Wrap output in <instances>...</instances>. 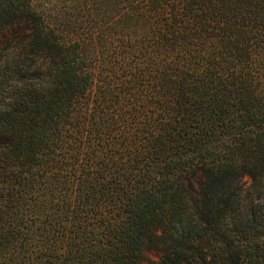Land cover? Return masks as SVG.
Wrapping results in <instances>:
<instances>
[{
	"label": "trees",
	"instance_id": "1",
	"mask_svg": "<svg viewBox=\"0 0 264 264\" xmlns=\"http://www.w3.org/2000/svg\"><path fill=\"white\" fill-rule=\"evenodd\" d=\"M0 264H264V0H0Z\"/></svg>",
	"mask_w": 264,
	"mask_h": 264
},
{
	"label": "rangeland",
	"instance_id": "2",
	"mask_svg": "<svg viewBox=\"0 0 264 264\" xmlns=\"http://www.w3.org/2000/svg\"><path fill=\"white\" fill-rule=\"evenodd\" d=\"M242 183L245 185V187H247L250 184L249 178L248 177H244L243 180H242ZM150 257L155 259L157 257V254L155 252H152L150 254Z\"/></svg>",
	"mask_w": 264,
	"mask_h": 264
}]
</instances>
